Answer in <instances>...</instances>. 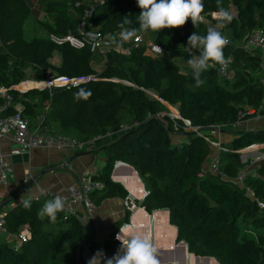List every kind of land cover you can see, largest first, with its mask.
<instances>
[{"label":"trees","instance_id":"obj_1","mask_svg":"<svg viewBox=\"0 0 264 264\" xmlns=\"http://www.w3.org/2000/svg\"><path fill=\"white\" fill-rule=\"evenodd\" d=\"M203 3L206 22L194 26L189 19L181 27L155 33V41L165 48L161 56L147 54L141 45L127 54L111 52L102 62L90 47L57 45L50 34L76 33L86 10L93 7L87 22L119 36L125 16L132 20L125 27H139L137 0H39L37 19L48 36L32 39L26 35V22L34 11L29 1L0 0V87H7L13 96V105L1 113L20 114L32 124L43 114V125L49 130L81 141L120 133L96 150L105 154L102 169L90 175L104 184L103 189L91 193L97 206L107 199L129 196L126 187L112 178L116 163H126L137 171L147 191L141 201L136 200L138 205L149 213L169 209L177 242L185 241L190 253L214 257L219 264H264V210L260 211L254 201L264 202V160L254 165L244 185L236 182L245 166L241 150L264 144V127L235 125L243 112L254 111L247 118L264 114L261 56L243 48L245 34L264 27V0H223L233 11L232 21L221 29L229 40L223 51L225 57L232 58L227 66L232 77H223L220 65L210 61L212 66L200 76L204 83L198 86L189 65L183 68L180 62L200 53L187 45L188 37L194 31L206 35L208 26L217 23L212 16L217 11L216 0ZM117 35V44H130L120 42ZM57 52L59 60H54ZM97 60L103 63L100 69L95 65ZM28 71L34 81L52 85L16 89ZM59 77L89 78L71 86L52 83ZM3 102L0 98V106ZM18 104L22 105L20 110ZM166 104L176 107L181 118L190 119L201 134L186 130L184 121L173 117ZM125 124L131 128L120 132ZM213 124L222 125L225 134L220 151L206 137ZM179 133L185 135L182 140L174 138ZM211 137L218 140V134ZM211 148L219 157V174L205 171ZM122 168H118L119 175ZM125 172L127 179H132V173ZM47 200L34 198L30 209L20 202L5 212V205L0 206L7 229L29 236L17 248L0 235V264H77L86 242L100 264L117 253L121 243L114 236L129 223L130 209L113 223L105 240L96 241L75 215L65 218L58 212L55 222L47 217L39 219L37 213ZM144 221L151 224L149 219Z\"/></svg>","mask_w":264,"mask_h":264},{"label":"built area","instance_id":"obj_2","mask_svg":"<svg viewBox=\"0 0 264 264\" xmlns=\"http://www.w3.org/2000/svg\"><path fill=\"white\" fill-rule=\"evenodd\" d=\"M98 0H95L97 3ZM102 2V0H101ZM92 8L87 9L85 12V18L80 22L78 26V31L68 32L64 35L59 34H50V39L57 45L69 43L70 45L76 48H84L90 47L93 53L106 62L109 53L111 52H121V53H129L131 48H138L141 45L146 47L147 54L158 57L161 56L165 52V48L157 43L154 38L145 37L146 32H138V39L133 38L130 41V44L127 46H123L117 44L115 41L116 35L104 33L98 27H94L91 23L89 24L87 21V17L92 15ZM119 38V36L117 35ZM160 47L163 51H157V47ZM243 48L249 54H260L261 62L260 67L263 72L262 82L264 84V27L257 28L253 31H249L245 34L243 38ZM230 62H232V58H230ZM96 63V62H95ZM212 66V64H210ZM223 77L231 78L232 73L229 71L228 67L221 72ZM89 77H81V78H67V77H59L53 80L52 83L57 82H67L70 81L74 85H77L79 82L83 80H87ZM65 79V80H62ZM48 86H51V82H44ZM56 83V84H59ZM16 89L21 90L16 86ZM150 95L157 97L161 101L162 98L158 97L151 91H147ZM0 98L4 100L3 104L0 106V139H10L13 142V145L8 154L2 152L0 150V185L7 186L12 179L13 176V168L10 163V156H17L30 153L35 148H48V149H58L65 150L70 152H78L83 150L85 147L89 146L92 141H81L77 138L68 135L56 134L49 130L45 125H43V114L38 116L36 123L32 124L31 121L25 117H22L20 114L15 115H3L1 112L4 109H7L9 106L13 105V96L9 92V89L5 86L0 87ZM164 102V101H163ZM16 108L20 110L22 107H19V104L16 105ZM254 111L243 112L240 115L238 122L235 125H240L244 123V119L247 118V115L253 113ZM175 118H181L179 114H171ZM252 116L257 118L264 117V114L254 113ZM251 116V117H252ZM185 125L186 130L196 131L201 134L196 127L193 126L192 121L187 118H181ZM221 126L213 124L209 129V132L206 137L209 143L214 146L217 150H221L220 139L222 136ZM131 128L130 125H122L120 132L127 131ZM212 133V134H211ZM218 134V140L211 137V135ZM257 151L253 155H249V151ZM243 152L242 160L245 162V166L238 172L236 177V182L240 185H244L248 176L253 174L254 165L258 162L264 160V144H252L247 148L241 150ZM119 163V162H117ZM219 166V157L216 156L212 162L207 166L205 171H211L213 173L219 174L218 172ZM30 177H27L29 180ZM104 184L100 181L93 180L88 172H85L81 175L78 183L71 185L66 192L56 193L51 190H44L40 188V192L38 196L35 197L37 201H43L45 199H53L56 195H61L65 200V208L63 211L65 214V218L67 215H75L77 216L83 224L90 230V233L93 231L94 224L92 220V216L96 213L97 205L95 204L93 198L91 197V193L95 190L103 189ZM247 190H250L247 188ZM251 191V190H250ZM253 194V192H252ZM255 204L257 205L260 211L264 210V202L260 201L258 198H254ZM124 207L128 208L132 211L136 210L139 205L131 194L124 199ZM130 224H126L123 226V229L126 228ZM120 233L118 231L114 239L119 241L116 236ZM0 235L7 238V240L14 245L15 247H20L23 242H26L28 239L27 233H17L12 234L6 227V218L4 213H0ZM13 236L14 240L10 241L9 238ZM121 243V241H119ZM100 262V258L98 259ZM77 264H79L77 262Z\"/></svg>","mask_w":264,"mask_h":264},{"label":"crops","instance_id":"obj_3","mask_svg":"<svg viewBox=\"0 0 264 264\" xmlns=\"http://www.w3.org/2000/svg\"><path fill=\"white\" fill-rule=\"evenodd\" d=\"M95 65L96 68L100 69L103 66V63H99V60H97ZM19 107H22V105L19 104ZM119 135L120 133H114L97 137L91 140L92 142L89 146H87V150L84 149L83 152L77 153L76 156H74L75 152L48 148H35L27 154L10 156L9 160L13 168L11 182L7 186L0 185V206L5 205L2 209L3 212L9 210L16 203L20 202L21 195L26 193L28 189L35 191L37 195L40 192V188L44 190H51L56 193H63L66 192L71 185L78 183L81 175L85 172H88L90 175L92 173L99 172L104 165L105 154H101L100 160L102 162H98V160L93 158L94 153H96L97 149L116 139V137L111 139L112 136L118 137ZM184 137L185 135L182 133L177 139L182 140ZM12 145V140L0 139V150L2 152L8 154ZM85 155H91L89 156L91 159L88 160L87 164H84V162L86 161L85 159L89 158L83 159L82 157ZM78 161L83 164V167H77L79 165ZM211 162H209L207 166ZM122 167L120 175L116 172L118 179L123 183L126 189L127 187L129 188V194L134 196L136 200L141 201L144 198L141 185L136 181L133 174L132 179H127L126 177V170L132 173V171L127 167L132 166L126 164V167ZM78 170H82V172L79 173ZM117 170L119 169L117 168ZM28 176L30 177L29 180H27ZM112 178L116 180L113 176ZM156 211L157 210L153 213H149L144 207L139 205L138 209L132 211L130 215L128 224L131 225V228L129 230L128 228H124V233L128 235H138L141 237L147 236L151 239L157 249V259L160 264L173 261H175L176 264H185V250L182 246H177V228L170 223L169 212L166 215L165 212ZM124 214V199L111 198L105 200L102 205L97 206L96 213L92 216L94 228L91 232L90 238L96 241L105 240L108 237H104V234H106L105 232H107V228H110L114 222L123 218ZM136 215H138L139 219L137 218L138 220L134 221L133 218ZM145 219H149L151 221L149 226L145 225ZM171 227L173 228L174 235L171 234ZM89 247V242L83 244V247L79 251L78 255L77 262L79 264H89V261L95 257L90 252ZM98 259V257H95L92 264H100ZM214 260L215 261H209L207 263L201 256L199 262L195 259L196 264H209L212 262L219 264L215 258ZM189 264H191V257Z\"/></svg>","mask_w":264,"mask_h":264},{"label":"clouds","instance_id":"obj_4","mask_svg":"<svg viewBox=\"0 0 264 264\" xmlns=\"http://www.w3.org/2000/svg\"><path fill=\"white\" fill-rule=\"evenodd\" d=\"M137 4L141 9L137 17L139 27H125L132 23L130 15L125 16L120 25V42H127L133 38L138 39V32L149 30L159 32L164 28L181 27L189 19L194 26L206 22V17L203 15L205 10L203 0H137ZM216 5L217 11L213 12L212 16L217 23L208 26L206 35L194 31L188 37L187 45L200 50L199 55H192L187 61L198 86L204 83L200 76L210 67V61L220 65L219 71L221 72L230 63V58L225 57L223 51L229 40L221 29L232 21L233 11L231 5L228 7L223 5V0H216ZM156 50L163 51L159 46ZM36 195L35 191L28 189L21 195L20 204L30 209ZM64 208L65 200L61 195H56L55 198L45 201L37 215L39 219L47 217L55 222L57 213L63 211ZM116 238L121 241L120 248L113 257L106 260V264H160L157 259V249L147 236L125 234L121 227ZM95 257L89 261V264H92Z\"/></svg>","mask_w":264,"mask_h":264},{"label":"rangeland","instance_id":"obj_5","mask_svg":"<svg viewBox=\"0 0 264 264\" xmlns=\"http://www.w3.org/2000/svg\"><path fill=\"white\" fill-rule=\"evenodd\" d=\"M28 1L31 4V6L34 8V11H33L32 15H31V17L26 22V35H27V38L28 39H32V38H35V37H46V36H48V33L45 30V28L42 26L40 20L37 19V17H38L37 14L40 11L39 0H28ZM42 16H43V14H41V17ZM229 32H230V30H227V34H229ZM155 33H156V31L149 30V31L146 32L145 37L154 38ZM58 54H59V52H57L56 56L54 57V60H59V55ZM179 62H180V60H179ZM180 64L182 65L183 68H185L188 65L186 60H181ZM261 71H262V69H261ZM25 83H33V84H36V85L41 86V87L44 84H46V83L34 81L31 71H28L25 79L22 81L21 84L17 85V87L19 88L20 85L25 84ZM33 86H35V85H33ZM33 86H30V87H33ZM166 105L169 107L171 114H175V113L179 114V111L176 109V107H174L172 105H169V104H166ZM237 126H241L242 128L246 127V129H258L259 127H264V117L257 118V117L252 116L250 118L244 119V123L240 124V125H237ZM206 132H209V130H207ZM206 132L202 131L203 134H205ZM180 135H181L180 133L179 134H175L174 138H178ZM224 135L225 134H223L221 138H224ZM115 137L117 138V136H112L111 139H114ZM87 148L88 147H85L84 149L87 150ZM257 151H259V148H257L256 151H249V152H246V153H249V155L251 156V155L255 154ZM101 154H104V153L102 151H96V153H94V157L93 158L98 160V162H102L100 160L101 159ZM216 155H217V152L215 151V149L211 148V153H210V156L208 157V161L207 162H211L216 157ZM89 156H91V155H85V156H82V157L84 159V158H89ZM90 159L91 158L85 159L86 161L84 162V164H87L88 160H90ZM78 163H79V165L77 167H79V166L83 167V164H81L80 161H78ZM71 167H73V166H71ZM78 172L81 173L82 170H78ZM117 173H118V170H117ZM36 196H38V195H36ZM133 219H134V221L136 220L135 217ZM122 227H123V225H122ZM111 230H112L111 227L107 228V232H105L106 234H104L105 235L104 237L109 236ZM9 240L10 241L14 240V237L11 236L9 238ZM190 255H191L190 252H187L184 255L185 256V262H187V264H189ZM194 261H193V263L195 264L196 261L195 262ZM213 264H215V263L213 262Z\"/></svg>","mask_w":264,"mask_h":264},{"label":"water","instance_id":"obj_6","mask_svg":"<svg viewBox=\"0 0 264 264\" xmlns=\"http://www.w3.org/2000/svg\"><path fill=\"white\" fill-rule=\"evenodd\" d=\"M42 83H44V82H42ZM56 83H59V82L56 81L54 84H56ZM59 84H61V85H68V86L74 85V84L71 83L70 81H67V82H60ZM46 86H48V85H47V84H44L42 87H41V86H38V85H35V86H33V87L44 88V87H46ZM30 88H32V87H30ZM28 89H29V88H27L26 90H28ZM23 91H25V90H23ZM119 166H125V167H126V164H125V163H122V162L116 163L115 168H114L113 173H112V176L116 179V181H120V180L118 179V176H117V173H116V172H117V168H119ZM127 168H129V169L132 171V174L134 175L136 181L139 182V184L141 185V188H142V190H143L144 197H145V196L147 195V191L145 192L143 182H142L141 178L138 176L137 171H135L132 167H127ZM32 182H33V181H32ZM32 182H31V183H32ZM127 189H128V191H129V188H128V187H127ZM135 199H136V198H135ZM156 212H165L166 215H167L168 212H169V209H159V210H157ZM169 216H170V214H169ZM126 228L130 229V228H131V225H128ZM176 239H177V235H176ZM177 246H182V247L184 248V250H185V253L189 252V251H188L187 243H186L185 241H183V240H182V241H179V242L177 243ZM190 257H191V264H194L193 261H194L195 259H196L198 262L200 261V256L195 255L194 253H191ZM201 257L204 259L205 262L215 261L214 258L209 257V256H201ZM194 262H195V261H194ZM169 263L176 264L175 261H173V262H165V263H161V264H169ZM185 264H187V263L185 262ZM198 264H199V263H198Z\"/></svg>","mask_w":264,"mask_h":264},{"label":"bare ground","instance_id":"obj_7","mask_svg":"<svg viewBox=\"0 0 264 264\" xmlns=\"http://www.w3.org/2000/svg\"><path fill=\"white\" fill-rule=\"evenodd\" d=\"M62 80H65V79H62ZM33 85H36V84H33V83H25V84H22V85H20L19 86V88L21 89V90H26L27 88H29L30 86H33ZM138 209V208H137ZM136 209V210H137ZM146 216V215H145ZM135 218H136V220H138L139 219V217H138V215H136V216H134ZM138 218V219H137ZM143 219V218H142ZM140 221H142V220H140Z\"/></svg>","mask_w":264,"mask_h":264}]
</instances>
